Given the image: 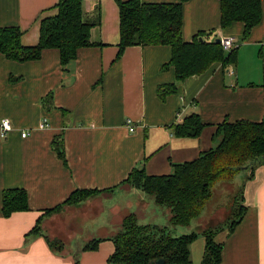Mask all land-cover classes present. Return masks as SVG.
I'll return each mask as SVG.
<instances>
[{
    "label": "crops",
    "instance_id": "1",
    "mask_svg": "<svg viewBox=\"0 0 264 264\" xmlns=\"http://www.w3.org/2000/svg\"><path fill=\"white\" fill-rule=\"evenodd\" d=\"M58 1L0 0V28L17 27L21 44L34 46L40 21L57 14ZM83 9L90 18L99 9L100 24L90 31L92 45L79 49L66 68L57 50L26 62L0 55V123H10L6 138L0 137V264H107L112 238L127 214L144 215L143 223L167 221L165 211L125 183L134 169L167 176L172 165L216 147L221 123L264 119V0L261 20L246 38L241 23L220 28L219 0L185 2L183 40L200 32L232 37L234 63H217L187 78L163 99L158 87L175 79L172 68L162 69L170 49L131 46L117 59L115 0H86ZM194 113L207 125L199 137H175L171 126ZM56 138L64 160L54 150ZM9 190L25 191L28 210L2 215V196ZM77 190L97 193L76 206L63 205ZM110 195L117 197L109 200ZM243 205L245 214L234 231L224 228L214 237L223 245L220 264H264V165L245 180ZM228 215L225 207L207 206L192 222L198 237L189 247L190 257L194 248L201 264L202 232L225 224ZM37 224L43 235L28 237ZM47 239L62 242V251H53ZM94 240H99L96 249L84 250Z\"/></svg>",
    "mask_w": 264,
    "mask_h": 264
},
{
    "label": "trees",
    "instance_id": "2",
    "mask_svg": "<svg viewBox=\"0 0 264 264\" xmlns=\"http://www.w3.org/2000/svg\"><path fill=\"white\" fill-rule=\"evenodd\" d=\"M86 0H59L57 14L44 18L39 23L38 43L31 47L21 44V31L17 27L0 28V55L16 62L37 60L45 50H57L63 68L73 62L77 51L92 45L90 31L100 24V12L93 17L85 16L83 3ZM188 0L176 3H142L140 0H115L118 7L119 40L118 59L127 47L166 46L171 51L163 70L173 69L174 82L160 86L157 95L163 99L175 93L177 84L189 77L208 71L213 65L234 63L235 48L224 51L215 43L213 32H200L189 42L182 38L183 5ZM220 28L234 23L243 25L242 36L246 38L251 29L261 20V0H219ZM207 125L197 114L186 116L181 123L171 126L172 134L178 138L199 137ZM215 137L220 142L214 148L202 152L196 159L172 165L167 176H147L142 169H134L125 183L140 191L155 207L165 211V225L143 223L137 213L127 214L112 238L114 252L107 264H193L190 245L196 240L195 232L179 234L196 220L215 196V188L232 183L235 176L248 172V180L256 166L264 165V119L260 123L237 121L223 122L217 126ZM58 157L64 160L60 138L53 142ZM97 191L77 190L63 205H78L94 196ZM239 203L235 195L232 204L222 205L236 219L226 229L230 232L241 222L246 207L243 205V185L238 189ZM229 197V199H227ZM58 207L52 211H59ZM28 210L27 195L23 190L5 191L2 196V215ZM49 211V212H52ZM228 221V220H227ZM225 224L202 232L204 249L201 264H220L223 245L214 237ZM43 235L38 224L28 237ZM49 247L61 252L63 243L48 240ZM99 240H94L84 250H95Z\"/></svg>",
    "mask_w": 264,
    "mask_h": 264
},
{
    "label": "rangeland",
    "instance_id": "3",
    "mask_svg": "<svg viewBox=\"0 0 264 264\" xmlns=\"http://www.w3.org/2000/svg\"><path fill=\"white\" fill-rule=\"evenodd\" d=\"M247 174H248V172L246 173L244 171H241L235 176V178L232 180V183L218 185L215 188V196L212 198L211 201H209L208 207L209 208H211V207L214 208L215 206L219 207V206L225 205V203L232 204L233 198L230 197V199H229V197H227V199H229V200H226L227 194L235 195L236 200L239 203L240 193L238 194V189H240L241 185L244 184V182L246 180L245 177L247 176ZM91 197H93V196L91 195ZM107 197L109 198V200H111V199L116 198L117 195H115V196L110 195ZM143 216L144 215H140V217H141L140 220H143ZM147 216H148V213H147ZM153 217L155 218V216H153ZM228 217H229L228 221H225V228L230 224L231 220L236 219V216H234V214H232L231 212H230V215H228ZM225 218H227V216ZM76 220L80 224V222H79L80 218H77ZM182 229H186V231L188 233L196 232L195 228L193 226V223L189 227L182 228ZM179 234H181V233H179ZM198 241H200V240H198ZM191 260H193L194 264H200V261H199L200 260V253H195L194 248H193Z\"/></svg>",
    "mask_w": 264,
    "mask_h": 264
},
{
    "label": "built area",
    "instance_id": "4",
    "mask_svg": "<svg viewBox=\"0 0 264 264\" xmlns=\"http://www.w3.org/2000/svg\"><path fill=\"white\" fill-rule=\"evenodd\" d=\"M220 46L224 51H230L233 48V38L232 37H219ZM127 125H130V121H126ZM10 131V123L7 119H4L0 123V137L2 139L6 138L7 133ZM133 128L129 126V132H132ZM27 133L24 132L21 134L23 138L27 137Z\"/></svg>",
    "mask_w": 264,
    "mask_h": 264
},
{
    "label": "water",
    "instance_id": "5",
    "mask_svg": "<svg viewBox=\"0 0 264 264\" xmlns=\"http://www.w3.org/2000/svg\"><path fill=\"white\" fill-rule=\"evenodd\" d=\"M215 43H216V44H220V40H219V38H216V39H215ZM156 264H164V261H163V260H159V261L156 262Z\"/></svg>",
    "mask_w": 264,
    "mask_h": 264
}]
</instances>
